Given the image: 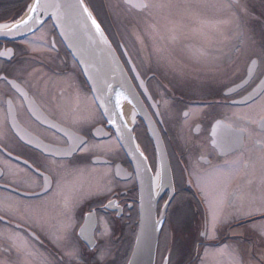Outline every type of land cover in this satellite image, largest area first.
I'll list each match as a JSON object with an SVG mask.
<instances>
[{"label": "flooded vegetation", "instance_id": "1", "mask_svg": "<svg viewBox=\"0 0 264 264\" xmlns=\"http://www.w3.org/2000/svg\"><path fill=\"white\" fill-rule=\"evenodd\" d=\"M119 1L112 5L120 11L112 9L108 0H93L91 5L142 102L144 117L127 103L119 109L126 128L119 118L116 125L108 124L81 68L50 20L21 38H0V51L12 49L14 53L0 57V76L16 85L0 80V129L5 133L0 136V218L4 221L0 223V264H43L41 255L17 256L15 250L4 254L13 240L19 245L25 237L29 252L34 249L49 261H60L66 249L48 235L54 221L45 230H37L39 239H34L29 217L35 215L30 206L39 202L32 193L40 192L42 176L49 174L39 168L41 175H37V166L63 163L82 170L79 179L86 192L95 191L97 182L102 190L86 195L73 213L76 236L72 243L89 255L86 240L79 236L84 229L85 237L99 249H110L103 264L112 261L111 253L123 255L124 261L135 242L140 216L137 160L126 150V140L144 153L152 186L157 177L155 212L159 217L163 211L164 219L156 264L170 254L171 264H176L178 250L190 247L202 230L204 205L196 187L198 176L227 171L225 162L241 167L252 162L254 172L235 175L219 186L226 195L239 186L244 200L235 201L237 205L246 206L250 196H264L259 183L261 153L256 147L257 140H264V132L242 119H257L264 113V89L251 103H236L264 82V0H152L170 7L143 11ZM234 6L241 18L239 33L233 36ZM19 16L20 0H0V23ZM200 51L208 55L201 56ZM253 60H257L255 65ZM239 83L235 91H229ZM130 111L135 117L132 123H128ZM241 127L247 131L240 144L222 150L220 143ZM78 139L88 142L85 150L61 159L77 147ZM156 140L166 161L163 169ZM55 191L41 197L49 202L51 215L55 214ZM110 200L118 207L108 206ZM165 201L170 203L165 205ZM89 212L91 219L86 218ZM218 227L219 239L207 242L213 248L223 244L248 247L258 236L249 232L238 244L228 224ZM64 264H68L67 257Z\"/></svg>", "mask_w": 264, "mask_h": 264}, {"label": "snow or ice", "instance_id": "2", "mask_svg": "<svg viewBox=\"0 0 264 264\" xmlns=\"http://www.w3.org/2000/svg\"><path fill=\"white\" fill-rule=\"evenodd\" d=\"M126 6L129 9H139L141 11L147 10L153 7H170L167 4H154L152 0H126ZM52 5L42 2V0H32L30 4L26 5V14L23 18L16 20L12 23H0V35L7 36L15 39L18 35H22L24 32H31L36 28L37 25L42 23L41 12L44 15H48V9ZM60 8L61 5H56ZM64 7L78 8L83 14L87 16V19L91 21L96 32L101 34L100 24L93 18L92 13L85 5L84 0H77L75 5L66 4ZM58 18V17H57ZM170 39H175L174 36ZM54 48V41L51 45ZM264 50V44L261 45ZM159 51V50H158ZM201 56H207L208 53L200 51ZM14 55L12 49H5L0 51V57H11ZM258 59V58H257ZM257 60H253L252 64L255 65ZM135 71V68L132 69ZM251 73V68H250ZM136 79H139L137 74ZM0 80L7 84H11L12 87L16 85L8 81L6 76H0ZM143 87V82H141ZM109 87H111L109 85ZM147 94V90H145ZM121 93H117L120 96ZM253 101V97L249 96L242 101L236 103L249 104ZM103 107V105H100ZM157 106V105H154ZM116 108L119 109V101L116 102ZM107 111V110H105ZM111 119H108L109 125H116L117 119L119 118L123 124V116L119 112H113ZM187 115V114H186ZM238 115V114H234ZM243 120H250L253 125H258L260 130L264 132V113L259 115L257 119H251L248 116H243ZM219 123V122H217ZM126 128L127 125L123 124ZM232 126L229 125V128ZM247 131V128L241 127L233 130V134L230 135L226 140L220 143L222 150H229L237 147L240 144L241 136ZM5 135L3 129H0V136ZM87 141L78 139L77 147L70 149L62 154L61 159L70 155L75 151H84ZM256 147L260 150V168H259V183L264 186V140H257ZM138 149V146H137ZM139 155L144 157V153L140 152ZM11 156V153H9ZM18 159V158H17ZM228 165L227 171L214 172L211 175H205L204 177H197L196 187L197 191L201 195V200L204 205V216L201 224V229L198 231V235L192 239L190 247L181 248L178 250V259L176 264H213L219 257L225 255L228 249H231V264H264V196L257 198L250 196L248 203L245 206L243 203L237 205L235 201H243L244 197L240 193L239 186L235 187L230 195H226L225 192L220 188L221 181L230 180L231 177L239 175L241 173L250 174L255 171V164L252 162H245V165L241 167L237 162H225ZM26 167L27 161H24ZM39 168H44L49 174L42 176L43 187L40 192L32 193L34 197L39 201L38 203L31 205L30 207L35 210V215L29 217L31 221V227H33V238L39 239L35 235L37 230H45L46 225L50 221H54L53 227L48 232V235L54 240L57 246H61L63 249V256L59 262L49 261L43 257L42 254L36 253L33 249L28 251L30 244L27 237L24 238L23 243L17 245L16 241L13 242L5 249L4 254L11 255L13 250L17 256L23 254L26 255H41L43 264H64V257H67L68 264H103L105 257L107 256L110 249H99V245L95 241L88 237H85L84 229H81L79 233L80 238L86 240V246L89 248V255H85L77 244L72 243L76 236L74 224H73V213L79 207L86 195L99 194L102 190L97 182L95 191H85L83 181L79 179L82 174V170L71 166L70 163L57 164L55 167H51L47 164H41L37 166V175H41ZM73 176L77 179L68 181V177ZM191 183V181H190ZM155 187V181L153 182ZM55 188V214L51 215L48 209V201L41 199V197L48 196L49 192ZM108 189H104L107 191ZM170 201H165V205ZM108 206L118 207V205L110 200ZM93 213L89 212L86 214V218L91 219ZM163 215V213H162ZM3 219L0 218V223H3ZM228 224L230 226L229 231L231 238L236 240L239 244L241 238H244L249 232L258 233L257 240L250 243L248 247H233L230 244H223L213 248L209 245L208 241H215L219 239V225ZM161 227V221L157 220L154 224L155 229ZM139 239V238H138ZM147 239V238H146ZM239 253V255H237ZM51 255V253H49ZM166 264H171V254L168 257H164ZM12 264H15L13 261Z\"/></svg>", "mask_w": 264, "mask_h": 264}, {"label": "water", "instance_id": "3", "mask_svg": "<svg viewBox=\"0 0 264 264\" xmlns=\"http://www.w3.org/2000/svg\"><path fill=\"white\" fill-rule=\"evenodd\" d=\"M31 2L32 0H30L28 4ZM42 2L52 5V7L47 10L48 15H44L43 12H41L42 23L37 25L31 32H24L16 38H21L32 33L46 20L50 19L67 50L81 68L95 100L99 106L101 104L103 105V107L100 106V108L104 112L106 118H113L111 114L113 112H119L121 106L126 103L134 106L137 112L144 117L141 111L142 102L140 96L118 56L116 49L86 0H84V3L92 13L93 18L100 24L102 35L96 32L91 21L87 19V16L83 14L80 9L75 7H64L66 4L75 5L77 0H42ZM58 4L61 5L60 8L56 7ZM25 14L26 7L24 12L16 20L23 18ZM0 38L9 37L0 35ZM241 84L242 83H239L233 86L229 91H235ZM109 85L111 87H109ZM263 89L264 82H261L252 91L247 93L243 99L249 96L255 97ZM118 92L121 93L120 96H117ZM117 100L119 101V109L116 108ZM156 143L160 156V164L163 169L166 161L157 140ZM124 146L128 152L131 151L133 155H136L138 184L140 188V216L137 235L126 264H156L157 245L161 227L155 229L154 224L159 220L162 225L164 213L162 211L163 215L161 213L159 217L156 216L155 204L158 196L154 195L147 162L139 155L140 152L135 148L134 144L126 140ZM91 234L92 233H90V236ZM161 264H166L165 259Z\"/></svg>", "mask_w": 264, "mask_h": 264}, {"label": "rangeland", "instance_id": "4", "mask_svg": "<svg viewBox=\"0 0 264 264\" xmlns=\"http://www.w3.org/2000/svg\"><path fill=\"white\" fill-rule=\"evenodd\" d=\"M30 1V0H29ZM29 1H27L26 2V4L24 5V7H26V5L29 3ZM88 1V3H89V5H90V7H91V9H92V11H93V13H95V15H96V17L98 16V13H97V9H96V7H95V5H94V3H93V5H91V3H92V1L93 0H87ZM109 1V5H110V7L112 8V9H114V10H116V11H120V10H118V8L117 7H114L112 4L114 3V2H118V3H121L119 0H117V1H112V0H108ZM217 2H219V0L217 1ZM217 8V7H216ZM122 13V15H124V17H128L129 15H128V13H126V12H121ZM217 13V12H216ZM240 12L237 10V8H235V6L232 8V27H233V36L234 35H236V34H238L239 33V22H240V18H241V16H240V14H239ZM111 14V13H110ZM115 14V13H114ZM112 16V15H111ZM98 18V17H97ZM217 53L216 51H213V50H211L210 51V53ZM221 236V234L219 235V237ZM256 240H257V236H256ZM258 242V241H257ZM229 253H231V249H228V251L225 253V255H223L222 257H219L218 258V260L217 261H214L213 262V264H231V256H230V254ZM237 255H239V253H237ZM122 257H123V255H122ZM122 257L119 255V254H115V257L113 256V253H111V260L112 261H114V264H126V262H127V260H126V262H125V260L123 261L122 260ZM112 261H109L108 263L106 262V263H104V264H112Z\"/></svg>", "mask_w": 264, "mask_h": 264}, {"label": "bare ground", "instance_id": "5", "mask_svg": "<svg viewBox=\"0 0 264 264\" xmlns=\"http://www.w3.org/2000/svg\"><path fill=\"white\" fill-rule=\"evenodd\" d=\"M135 121V117H134V113L133 111H130L129 114H128V123H132ZM154 181H155V188L157 186V177L154 178Z\"/></svg>", "mask_w": 264, "mask_h": 264}, {"label": "trees", "instance_id": "6", "mask_svg": "<svg viewBox=\"0 0 264 264\" xmlns=\"http://www.w3.org/2000/svg\"><path fill=\"white\" fill-rule=\"evenodd\" d=\"M27 1H29V0H20V12L24 8V5L26 4ZM126 260H127V258L125 259V262H126Z\"/></svg>", "mask_w": 264, "mask_h": 264}]
</instances>
